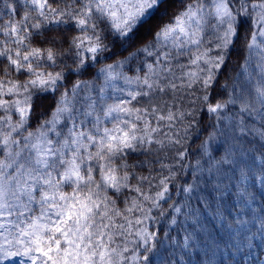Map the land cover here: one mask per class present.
Here are the masks:
<instances>
[{
	"label": "snow or ice",
	"instance_id": "snow-or-ice-1",
	"mask_svg": "<svg viewBox=\"0 0 264 264\" xmlns=\"http://www.w3.org/2000/svg\"><path fill=\"white\" fill-rule=\"evenodd\" d=\"M205 212L264 252V0H0V264H196Z\"/></svg>",
	"mask_w": 264,
	"mask_h": 264
},
{
	"label": "trees",
	"instance_id": "trees-1",
	"mask_svg": "<svg viewBox=\"0 0 264 264\" xmlns=\"http://www.w3.org/2000/svg\"><path fill=\"white\" fill-rule=\"evenodd\" d=\"M242 57L243 53H239V59H242ZM232 69L233 72L239 71V60L236 57H234ZM199 142L197 140L192 144L193 152H195ZM212 148L213 155L219 157L223 146L214 144ZM239 159L251 166L254 174L259 172V165L253 164L251 159ZM252 179H254V176L250 177V181ZM235 180L236 178L234 177L232 181L233 189L235 188ZM232 200H235L234 196ZM200 207L203 209L202 205ZM201 223L206 225V231L197 232L194 244L195 250L191 254V258L196 261V264H253V262L259 264L260 259L264 258V252L259 247L249 249L246 246L244 229L240 230V235H237L235 231H229L226 228L222 229L216 226V221L206 212L203 213ZM256 243L258 244L259 242L257 241Z\"/></svg>",
	"mask_w": 264,
	"mask_h": 264
}]
</instances>
